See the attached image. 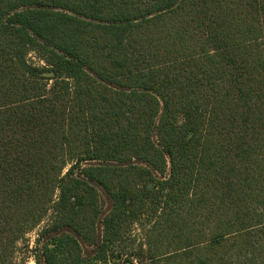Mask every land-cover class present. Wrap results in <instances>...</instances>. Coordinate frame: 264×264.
Masks as SVG:
<instances>
[{
	"label": "trees",
	"instance_id": "obj_1",
	"mask_svg": "<svg viewBox=\"0 0 264 264\" xmlns=\"http://www.w3.org/2000/svg\"><path fill=\"white\" fill-rule=\"evenodd\" d=\"M259 208L264 0H0V264H264Z\"/></svg>",
	"mask_w": 264,
	"mask_h": 264
},
{
	"label": "rangeland",
	"instance_id": "obj_2",
	"mask_svg": "<svg viewBox=\"0 0 264 264\" xmlns=\"http://www.w3.org/2000/svg\"><path fill=\"white\" fill-rule=\"evenodd\" d=\"M28 59L31 63L35 65H41L42 63L38 61V59L33 55L32 53L29 54ZM257 218L261 219V221H264V210L262 208H259L257 210ZM44 226V223L41 224L38 228H36L34 231L27 234L24 238V240L17 245L16 253H15V260L16 262H21L24 264H34L32 253L31 251L34 248V241L36 239L38 231ZM100 227V226H99ZM131 237L135 240V246H138L140 243H143V246L141 249L138 247L136 248V256L134 255V258H136V264H169L167 261H164V259L161 260H151L147 254V246L144 244V238L142 232L138 229V227H133V230L131 232ZM253 243L261 244L264 242V234L257 232V236L252 240ZM91 249L89 248H83L84 256H90ZM250 251L249 248L244 250H235L230 255L227 256L226 260L233 264H245L246 260V252ZM121 264V263H120Z\"/></svg>",
	"mask_w": 264,
	"mask_h": 264
}]
</instances>
